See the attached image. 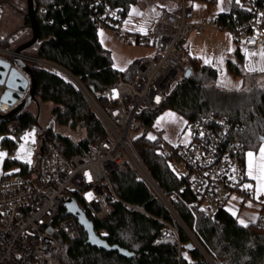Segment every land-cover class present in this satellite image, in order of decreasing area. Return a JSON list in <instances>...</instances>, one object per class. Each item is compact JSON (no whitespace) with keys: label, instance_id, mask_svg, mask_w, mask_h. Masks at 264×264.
Masks as SVG:
<instances>
[{"label":"built area","instance_id":"1","mask_svg":"<svg viewBox=\"0 0 264 264\" xmlns=\"http://www.w3.org/2000/svg\"><path fill=\"white\" fill-rule=\"evenodd\" d=\"M192 1L180 0L181 13L165 12L146 34L122 33L137 44L155 48L156 54L138 61L133 79L119 76L105 93L106 105L101 106L86 87L67 71L66 75L92 104L105 138L94 145L91 153L67 155L52 142L45 141L44 132L40 130L34 163H28L24 170L20 168L2 175L0 264H70L63 261L62 236L80 240L83 231L74 216L64 215V205L71 198L98 222H104L113 215L115 201L155 218L163 225L157 234V241L176 237L177 264H181L186 254L175 226L120 198L114 177L116 173L128 171H134L138 180L151 187L185 228L194 248L210 258L148 172L135 144L140 136L156 140L163 156L185 165L184 175L190 180V190L202 201L209 218L214 219L222 209H227L232 200L249 208L258 207L255 222L264 229V193L255 199V186L246 174V149L239 125L225 116L202 115L197 121L187 123L191 133L190 143L174 145L165 139L166 131L155 126L156 120L152 125L148 121V113L164 106L171 88L187 73L184 49L192 31L201 34L209 27L227 29L236 40L244 41L247 53H256L264 46V0H224L225 12L231 11L234 1L247 18H239L242 15L236 14L223 20L217 13L215 19L202 22H192ZM122 12V9L104 2L103 8L96 9L92 18L98 26L106 25L121 33ZM0 54L1 58L11 62L16 56L15 49L0 48ZM41 61L36 59L32 63L42 64ZM5 90V85H0V114L12 109L1 102ZM134 132H141V135L133 137ZM244 185L251 187L245 189ZM89 193L93 194V198H88ZM95 231L100 237L107 233L105 228ZM210 262L215 264L213 260Z\"/></svg>","mask_w":264,"mask_h":264},{"label":"trees","instance_id":"2","mask_svg":"<svg viewBox=\"0 0 264 264\" xmlns=\"http://www.w3.org/2000/svg\"><path fill=\"white\" fill-rule=\"evenodd\" d=\"M7 1L0 0V9ZM104 2L122 9L124 20L139 0H35L39 28L35 57L71 73L101 106L107 104L105 93L118 81L119 76L125 79L135 77L138 63L134 62L125 71L113 66L111 51L103 47L98 33L100 26L92 18L93 12L102 9ZM26 14L24 26L32 34L31 20ZM236 14L242 15L239 18H247V14L233 1L231 11L221 12L220 16L226 20ZM8 43L0 36V47H7ZM235 56L237 62L229 60L228 67L246 79L242 89L218 87L215 84L218 72L213 66L205 63L185 65L191 74L188 76L186 73L171 88L161 109L148 113L149 123H155L166 109L185 116L189 123L207 114L225 116L240 126L245 149H257L264 142V86L259 85L255 78L264 76V72L245 71V55L240 46ZM190 58L193 63L197 61L196 57ZM32 68L36 75V97L40 102L54 104L52 115L56 124L70 130L79 127L85 130L84 137L76 141L53 128H40L45 141L52 142L67 155L91 153L94 145L104 140L105 132L86 97L70 77L57 69L40 63H32ZM38 120L28 109L10 121L0 122V134L12 136L5 137L2 144L8 146L10 151L15 149L22 135L34 123H39ZM135 144L148 172L171 208L217 264H264V229L257 222L242 224L227 209H222L214 219L209 218L202 201L191 192L189 178L173 170V161L159 152L157 141L140 136ZM13 164L20 165L22 170L27 167V164L9 158L5 166L9 168ZM114 179L122 201L175 226L186 254L181 264H209L198 249H187L189 235L151 187L145 181L138 180L134 171L116 173ZM113 207V215L104 222H98L89 213L87 216L94 222L95 230L107 229L102 238L109 245L129 251L132 257L87 245V235L82 231L80 240L62 236L64 262L177 264L176 237L170 236L165 241L156 239L162 223L118 201L113 202Z\"/></svg>","mask_w":264,"mask_h":264},{"label":"rangeland","instance_id":"3","mask_svg":"<svg viewBox=\"0 0 264 264\" xmlns=\"http://www.w3.org/2000/svg\"><path fill=\"white\" fill-rule=\"evenodd\" d=\"M191 4L193 6L194 12V19L192 20V22H202L204 20L215 19L218 12L227 11L224 0H216L214 2L193 0ZM143 7L147 8L144 12ZM164 11L180 14V0H167L165 6L157 4V2L153 4V0H139V3L131 8L130 12L122 21V24L120 26L121 33L113 31L111 27L106 25L99 28L98 33L100 41L104 48L111 51L113 66L117 70L125 71L134 62L139 61L143 58L151 57L156 54L155 48L137 44L133 39H128L126 36H123L122 33H130L136 35L138 32H140L142 34H146L149 31V27L154 25L158 17L165 13ZM26 13L27 0H8L7 3H5V5L0 9V36H2L9 42L7 47H0L1 49H16L19 44L27 42L31 38L32 34L30 29H28L27 33H19L20 27L25 25L24 15ZM16 33L18 34L17 38H15ZM238 46H240L241 52L245 55V71L250 73L257 71L261 72L258 69L264 67V59H262L260 56V52L264 50V46H261L259 48V50L256 52V55H250L251 53H247L245 51V43L243 40H236L233 33L227 29H219L213 27L205 29L201 34H197L195 31H192L190 33L185 43L184 64L192 66L193 64L201 65V63H205L209 66H213L218 72L215 81V84L218 87L224 88L226 90H240L244 87L246 79L241 75L233 73L228 67L229 60L237 62L235 51L237 50ZM36 53L37 49L36 47H34L30 50L29 54L35 57ZM1 57L2 55L0 54V58ZM190 57H196L197 61L194 63L191 62L192 59ZM206 61L208 62L206 63ZM41 63L48 66L52 65L50 67L66 74L61 67L49 64L45 61H41ZM250 68H255L257 70L250 71ZM251 80L252 79H250L249 81ZM255 81L259 85L264 86L263 75L256 77ZM89 104L93 108L90 102ZM54 107L55 106L52 103H43L39 100L38 103H32L29 106V111L33 112L38 117L39 123H34L22 135L19 142L15 145V149L13 152H10V148L8 146L2 144V141L5 137L12 136L9 134H0V154H2L0 155V178L5 173H11L13 171L20 170V165L18 164H13L12 166H9L8 169L6 168L5 163L6 160L10 158V156L11 161L14 162H21L24 164L29 163L30 165L34 163L39 147L40 128L42 130L53 128L57 132H60L76 141L84 137V128L79 127L76 130H70L69 128H66L64 126L57 125L55 122V118L52 115V110ZM187 123L188 120L185 116L171 109H166L161 115L157 117L155 126L166 131L164 137L170 143L174 145H185L190 143L191 141V133L187 128ZM132 135L133 137H138L139 135H141V132H134ZM261 147H264V142H261L257 149L246 150V174L248 171L247 153L253 152L255 156L258 157L259 149ZM171 167L179 175H183L186 173L185 165L179 162L171 163ZM248 178L255 186L254 197L257 200L264 192L259 191V182L257 180H254L249 176ZM88 198H93V194L89 193ZM226 208L229 212H231L238 218L240 223L241 221H243L242 224L255 222V220L257 219V214L259 212L258 207L249 208L240 205L237 201L232 200L229 202ZM183 229L185 230L184 227ZM202 248L204 249L203 246ZM200 253L208 261L209 264H214L210 262L211 260H213L210 256V258H208V256L203 252L200 251ZM215 264L217 263L215 262Z\"/></svg>","mask_w":264,"mask_h":264},{"label":"water","instance_id":"4","mask_svg":"<svg viewBox=\"0 0 264 264\" xmlns=\"http://www.w3.org/2000/svg\"><path fill=\"white\" fill-rule=\"evenodd\" d=\"M26 16L31 20V38L15 49L16 56L13 62L0 58V85H5L6 87L1 97V102L12 108L8 113L0 114V122L10 121L18 117L28 110L32 103H38V98L36 97V75L32 68V62L37 58L28 54L32 48L39 44V28L36 19L35 0H27ZM64 71L67 73L66 70ZM190 74L191 70H188L187 75L189 76ZM64 207L66 209L64 215L74 216L78 220L79 225L87 235V245L109 253L118 252L122 256L132 257L129 251L117 245L111 246L102 237L97 235L94 222L78 206L74 198L69 199ZM192 248H194V244L190 243L187 249Z\"/></svg>","mask_w":264,"mask_h":264},{"label":"snow or ice","instance_id":"5","mask_svg":"<svg viewBox=\"0 0 264 264\" xmlns=\"http://www.w3.org/2000/svg\"><path fill=\"white\" fill-rule=\"evenodd\" d=\"M250 55H256V53H251ZM260 56L262 59H264V50L260 52ZM208 61H206L207 63ZM250 71H256L255 68H250ZM261 72H264V67H261L258 69ZM2 155V154H0ZM248 161H247V175L257 180L258 183V189L261 192H264V147H261L259 149V156L256 157L253 152H248ZM251 187L250 185H244V188L247 189ZM243 223V221H241Z\"/></svg>","mask_w":264,"mask_h":264},{"label":"crops","instance_id":"6","mask_svg":"<svg viewBox=\"0 0 264 264\" xmlns=\"http://www.w3.org/2000/svg\"><path fill=\"white\" fill-rule=\"evenodd\" d=\"M166 1L167 0H153V4H155L156 2H157V4H161V5H163V6H165V4H166ZM147 8L146 7H143V12L146 10ZM150 9V8H149ZM164 12H167V11H164ZM218 13H221V12H218ZM152 26H150L149 27V29L151 28ZM17 32V31H16ZM27 33L28 32V27H25L24 25L23 26H21L20 27V31H19V33L21 34V33ZM138 33H140V32H138ZM17 36H18V34L16 33V35H15V38H17ZM25 43V42H24ZM21 44H23V43H21ZM21 44H19V45H21ZM30 53V51L28 52V54ZM141 60V59H140Z\"/></svg>","mask_w":264,"mask_h":264},{"label":"bare ground","instance_id":"7","mask_svg":"<svg viewBox=\"0 0 264 264\" xmlns=\"http://www.w3.org/2000/svg\"><path fill=\"white\" fill-rule=\"evenodd\" d=\"M68 73V72H67Z\"/></svg>","mask_w":264,"mask_h":264}]
</instances>
